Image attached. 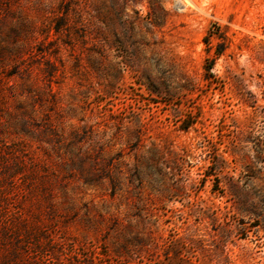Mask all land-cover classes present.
<instances>
[{"label": "rangeland", "instance_id": "rangeland-1", "mask_svg": "<svg viewBox=\"0 0 264 264\" xmlns=\"http://www.w3.org/2000/svg\"><path fill=\"white\" fill-rule=\"evenodd\" d=\"M0 264H264V0H0Z\"/></svg>", "mask_w": 264, "mask_h": 264}]
</instances>
